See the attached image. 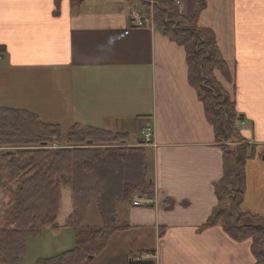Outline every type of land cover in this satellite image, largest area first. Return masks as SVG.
<instances>
[{"label":"crops","instance_id":"1","mask_svg":"<svg viewBox=\"0 0 264 264\" xmlns=\"http://www.w3.org/2000/svg\"><path fill=\"white\" fill-rule=\"evenodd\" d=\"M198 6L199 0L178 1L184 17ZM144 9L141 0H85L80 7L70 0H0V108L26 110L66 130L80 124L125 133L132 142L152 126L148 175L156 203L120 206L127 229L88 264H255L251 240L204 227L218 206L223 143L189 83L184 47L156 28L131 26L129 13ZM198 25L216 35L232 82L216 77L253 152L241 208L264 217V0H206ZM67 221L29 239L20 264L73 248ZM85 221L101 225V218Z\"/></svg>","mask_w":264,"mask_h":264},{"label":"trees","instance_id":"2","mask_svg":"<svg viewBox=\"0 0 264 264\" xmlns=\"http://www.w3.org/2000/svg\"><path fill=\"white\" fill-rule=\"evenodd\" d=\"M55 1L59 5L61 0ZM149 1L142 0L147 11ZM70 2L80 7L85 0ZM205 7L206 0H199L194 16L186 18L176 3L156 0L154 21L159 31L184 47L189 83L223 143L224 174L215 185L218 206L204 227L218 225L235 241L251 240L255 264H264V217L241 208L245 166L253 152L238 129L235 103L216 77L221 73L232 82L216 35L198 25ZM129 138L80 124L66 130L32 112L0 108V264H20L29 239L59 227L64 186L72 193L73 212L65 227L74 234V247L35 264H88L103 253L113 234L128 227L120 222L119 207L131 205L137 194L156 193L147 150L123 147ZM93 203L101 225L85 226Z\"/></svg>","mask_w":264,"mask_h":264},{"label":"rangeland","instance_id":"3","mask_svg":"<svg viewBox=\"0 0 264 264\" xmlns=\"http://www.w3.org/2000/svg\"><path fill=\"white\" fill-rule=\"evenodd\" d=\"M135 138H136V136L134 137V139ZM134 141H136V139ZM62 194H63V205H62L61 214H60L59 219H58L59 225L66 223L68 217L71 215V212L73 210V200H72L71 190L68 187L64 186V187H62ZM98 217H99V214L97 211L96 204L94 203L92 208H91V212L85 221V224L86 225H94L97 223L99 224L100 223V221H99L100 217L99 218ZM74 244H75V242H74ZM74 244H72V246ZM53 253H55V252H53ZM52 255H54V254H52Z\"/></svg>","mask_w":264,"mask_h":264},{"label":"built area","instance_id":"4","mask_svg":"<svg viewBox=\"0 0 264 264\" xmlns=\"http://www.w3.org/2000/svg\"><path fill=\"white\" fill-rule=\"evenodd\" d=\"M139 25H143V23L142 22H139ZM145 202V201H144Z\"/></svg>","mask_w":264,"mask_h":264}]
</instances>
